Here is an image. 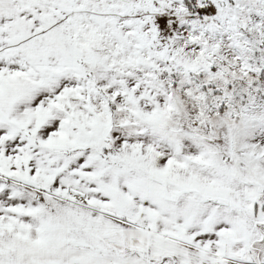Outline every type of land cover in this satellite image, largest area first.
<instances>
[{
    "label": "snow or ice",
    "instance_id": "obj_1",
    "mask_svg": "<svg viewBox=\"0 0 264 264\" xmlns=\"http://www.w3.org/2000/svg\"><path fill=\"white\" fill-rule=\"evenodd\" d=\"M0 264H264V0H0Z\"/></svg>",
    "mask_w": 264,
    "mask_h": 264
}]
</instances>
